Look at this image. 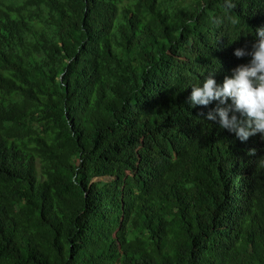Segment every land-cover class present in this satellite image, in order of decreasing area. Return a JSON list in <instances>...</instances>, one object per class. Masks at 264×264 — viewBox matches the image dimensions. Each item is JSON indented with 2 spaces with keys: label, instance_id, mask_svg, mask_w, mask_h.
Listing matches in <instances>:
<instances>
[{
  "label": "trees",
  "instance_id": "obj_1",
  "mask_svg": "<svg viewBox=\"0 0 264 264\" xmlns=\"http://www.w3.org/2000/svg\"><path fill=\"white\" fill-rule=\"evenodd\" d=\"M261 26L264 0H0V264H264V139L189 105Z\"/></svg>",
  "mask_w": 264,
  "mask_h": 264
},
{
  "label": "clouds",
  "instance_id": "obj_2",
  "mask_svg": "<svg viewBox=\"0 0 264 264\" xmlns=\"http://www.w3.org/2000/svg\"><path fill=\"white\" fill-rule=\"evenodd\" d=\"M254 33L251 51L247 48L234 51L238 59L250 57L247 64L233 69L231 76H225L222 84L217 83L216 72L209 73L202 83L191 86L189 97V105L193 109L218 102L205 119L234 133L240 142H247L257 134L264 139V26L256 28Z\"/></svg>",
  "mask_w": 264,
  "mask_h": 264
}]
</instances>
